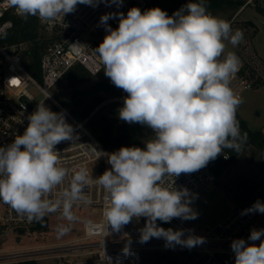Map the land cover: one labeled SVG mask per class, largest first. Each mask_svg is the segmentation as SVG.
Listing matches in <instances>:
<instances>
[{
    "label": "clouds",
    "instance_id": "clouds-1",
    "mask_svg": "<svg viewBox=\"0 0 264 264\" xmlns=\"http://www.w3.org/2000/svg\"><path fill=\"white\" fill-rule=\"evenodd\" d=\"M104 2L9 0V5L20 16L52 22L75 12L80 4L95 8ZM111 3L119 7L123 0ZM114 18H118L115 29L108 24ZM99 23L106 35L93 50L105 76L127 93L118 118L145 126L153 135L144 148L122 146L101 152L110 168L100 176L93 177L83 167L71 169V179L62 187L70 170L61 165L56 145L72 142L78 135L65 112L52 111L43 100L28 115L23 134L0 146V202L29 221L42 222L59 213L68 222L57 226L59 238L79 219L73 205L92 203L87 189L95 182L105 193L106 228L110 225L112 232L120 233L143 217L141 243L157 238L166 247L191 249L204 239L185 237L184 230L165 229L157 221L196 219L198 213L191 206L196 194L177 188L175 178L206 167L224 149L239 152L246 141L236 118L243 100L231 87L241 61L232 51L225 54V42L238 46L243 31L233 30L229 21L210 13L205 0H189L172 15L159 7L144 11L132 7L126 15L106 13ZM6 36L0 30V38ZM257 212L264 214L259 200L241 214ZM231 249L235 264H264V229L251 230L247 241L233 240ZM123 251L129 254V246Z\"/></svg>",
    "mask_w": 264,
    "mask_h": 264
},
{
    "label": "built area",
    "instance_id": "built-area-1",
    "mask_svg": "<svg viewBox=\"0 0 264 264\" xmlns=\"http://www.w3.org/2000/svg\"><path fill=\"white\" fill-rule=\"evenodd\" d=\"M152 1L123 0L119 7L111 3V0H106L95 8L80 4L75 12L57 17L52 22H42L38 17H34L33 24L37 25L41 37L47 40L40 63L41 78L38 79L28 70V56L31 50H34L33 41H11L10 34L15 26L14 17L20 15L9 5V0H0V30L7 32L6 38H0V146L11 143L15 135L23 134L28 125V115L37 107L32 93V89L36 87L44 96L40 102L44 100L45 105L54 112L64 111L67 123L74 127L78 135V139L72 142L63 141L56 145L57 151L61 153V165L70 170L62 187H66L71 179V169L83 167L93 177L100 176L109 169L110 165L101 152L111 151L101 143L89 126V117H77L68 106L56 98L54 89L66 73L77 65L83 66L93 75L103 71L100 58L93 50L106 35L104 26L99 23L102 15L117 12L126 15L132 7L144 11ZM108 24L113 29L117 28L118 18L110 19ZM38 44L37 41V47ZM229 51L225 50V54ZM239 58L241 65L231 81V87L238 96L243 97L246 91L256 86V77L247 63ZM94 148L97 151H93ZM214 179V174L204 167L194 173L181 174L175 178V184L177 188L184 187L191 192L200 184L212 182ZM87 193L92 203L78 202L73 205L72 211L90 208L97 219L84 222L83 231L79 236L45 249L18 248L0 251V264L19 262L37 254H52L56 257L54 264H88L91 262V259L87 258L89 256H94L101 264H143L144 252L153 249L190 253L197 259L195 264H235L221 258L226 255L235 261L231 242L235 239L247 241L251 230L264 229V223L260 219L264 214H241L254 203L236 201L233 210L216 228L206 234L193 232L179 218L159 225L165 229H182L185 237L191 234L204 239L202 244L191 249L181 245L166 247L165 241L157 238L141 243L140 229L146 223L145 218L133 220L125 225L120 233L112 232L110 225L106 228L103 216L105 193L95 182L88 187ZM54 215L60 214L53 213L46 217ZM36 223L18 215L8 205L0 202V226L30 227ZM255 243L258 245L260 241ZM126 245L129 246L127 255L123 251Z\"/></svg>",
    "mask_w": 264,
    "mask_h": 264
},
{
    "label": "rangeland",
    "instance_id": "rangeland-1",
    "mask_svg": "<svg viewBox=\"0 0 264 264\" xmlns=\"http://www.w3.org/2000/svg\"><path fill=\"white\" fill-rule=\"evenodd\" d=\"M247 1V0H246ZM185 4L189 0H184ZM259 9H263L261 12ZM210 13L223 18L231 23L233 30L240 29L243 31V41L236 47H233L227 41L226 49L233 51L238 57L246 59L245 55L253 56V65H258L259 72L264 78V0H251L237 9L236 6H224L221 9H208ZM253 22L257 31L254 36H250L252 27L249 22ZM248 29V32H245ZM249 57V56H248ZM256 57V58H255ZM260 60V61H259ZM263 65V66H262ZM258 75V74H257ZM256 77V75H255ZM257 79V77L255 78ZM102 71L94 75L93 78L79 84L80 89L93 88L96 83L108 81ZM71 88L65 79H62L54 89L59 91L66 98L71 95ZM35 103L43 99V94L36 87L32 89ZM127 95L122 89L118 90V95L105 99L89 115V122L93 125H100L103 117L109 116L110 106L121 101ZM243 102L238 107L242 116L246 119L252 129L264 130V82L260 86L246 91L242 97ZM120 124H115V132L118 131ZM152 136V130L144 127L142 138V148L145 147V141ZM264 187V167L263 162L254 148H250L240 157L230 164L224 172L215 177L214 181L202 183L195 187L191 193L196 194L192 207L198 213L194 220H181L190 230L198 234H206L216 228L220 222L233 210L237 197H245V201L255 203L254 198ZM94 211L90 208L76 209L74 214L79 218L77 222L71 225V230L62 237H57L56 228L58 225L67 224L60 215L46 217L47 221L43 225L38 222L30 227L4 226L0 228V251L11 249H45L56 245L60 242L70 240L79 236L83 231V224L88 220H95ZM45 219V218H44ZM264 223V215L260 217ZM190 253L182 251H163V250H146L144 252L143 264H154L159 261L160 264H195L196 257H191ZM91 259L88 264H101L95 260L94 256L87 257ZM221 258L229 263L235 261L222 255ZM56 257L52 254L34 255L25 260L10 264H54Z\"/></svg>",
    "mask_w": 264,
    "mask_h": 264
},
{
    "label": "trees",
    "instance_id": "trees-1",
    "mask_svg": "<svg viewBox=\"0 0 264 264\" xmlns=\"http://www.w3.org/2000/svg\"><path fill=\"white\" fill-rule=\"evenodd\" d=\"M195 2V0H193ZM246 0H205L207 9H221L224 6H236L239 9L245 5ZM185 5L184 0H153L144 10L159 7L165 10L168 15ZM261 12L263 9H259ZM15 26L11 31V41H26L31 43L33 40L38 41V47L36 50H31L28 56V70L38 79L41 78L40 63L43 51L47 45V40L41 37L38 32L36 24L30 25L27 17L17 16L14 17ZM252 27L251 37L255 35L257 28L253 22L247 23ZM248 32V29H245ZM246 59L245 63L249 66L252 74L256 77V85L260 86L264 82L263 75L259 72L260 66L253 65V56L244 54ZM249 56V57H248ZM256 58V57H255ZM260 61V60H259ZM263 66V65H262ZM264 68V67H263ZM258 74V75H257ZM94 75L86 70L83 66L77 65L71 68L63 79H65L68 85L73 88L69 98H66L64 94L59 91H55L56 98L61 101L64 105L68 106L71 111L80 119L89 117V115L99 106L105 99L118 95L119 88L115 87L110 79L108 81H101L96 83L93 88L80 89L77 86L91 78ZM123 102L118 101L110 106L109 116L103 117L100 125H93L89 122V126L92 128L101 143L108 148L111 152H114L124 147L136 146L142 148V138L144 134V127L140 124L129 125L126 122L119 120L118 109L122 107ZM236 118L239 121L240 130L242 133H246V141L243 143L242 148L239 152L224 149L223 153L218 156L215 160L210 161L207 164V168L211 171L215 177L220 176L224 170L232 164L238 157L250 148H254L262 162L264 167V130L263 129H252L246 119L241 115L237 109ZM119 123L120 126L118 131L115 132V124ZM153 135V133H152ZM225 155L227 158H225ZM240 202H251L245 201V197H237ZM264 203V187L259 191L257 196L254 198ZM47 218L42 222H38L41 226L45 224ZM159 225L165 224L164 222L157 221ZM2 226H0L1 228ZM194 257V255H190ZM154 264H160L159 261H154Z\"/></svg>",
    "mask_w": 264,
    "mask_h": 264
},
{
    "label": "water",
    "instance_id": "water-1",
    "mask_svg": "<svg viewBox=\"0 0 264 264\" xmlns=\"http://www.w3.org/2000/svg\"><path fill=\"white\" fill-rule=\"evenodd\" d=\"M28 22H29L30 25H33L34 16H30L28 18ZM33 47H34V50H36V48H37V40H33Z\"/></svg>",
    "mask_w": 264,
    "mask_h": 264
},
{
    "label": "crops",
    "instance_id": "crops-1",
    "mask_svg": "<svg viewBox=\"0 0 264 264\" xmlns=\"http://www.w3.org/2000/svg\"><path fill=\"white\" fill-rule=\"evenodd\" d=\"M247 2H248L249 4L251 3V1H249V0H247L246 3H247ZM246 3H245V4H246ZM243 6H244V5H243ZM243 6H241V7H243ZM242 59H243V58H242ZM263 61H264V60H263ZM239 112H240V111H239ZM240 113H241V112H240ZM241 115H242V114H241ZM236 201H238V198H237ZM236 201H235V202H236Z\"/></svg>",
    "mask_w": 264,
    "mask_h": 264
}]
</instances>
